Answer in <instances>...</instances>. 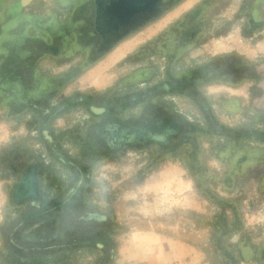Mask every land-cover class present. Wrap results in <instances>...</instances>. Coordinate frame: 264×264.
Listing matches in <instances>:
<instances>
[{"label":"rangeland","instance_id":"1","mask_svg":"<svg viewBox=\"0 0 264 264\" xmlns=\"http://www.w3.org/2000/svg\"><path fill=\"white\" fill-rule=\"evenodd\" d=\"M85 1L3 0L7 8L5 18L9 16V20L1 23L0 37L4 39H0V48L8 49L10 58L17 61V68L10 69L0 55V76L5 75L4 82L19 86L21 78L33 73L34 64L38 80L67 74L72 77L62 87L38 81V93L30 101L35 108L30 104L23 108L17 97L6 99L7 94L4 100L0 93V261L5 257V248L12 244L25 245L33 251V260H38L39 239L44 246L56 244L48 235L58 227L70 231L74 245H81L79 238L86 233L95 238L104 230L107 240L94 239L83 251L75 248L74 254L59 253V259L54 257L56 253L43 254V260L51 264H67V260L68 264H147L151 243L137 230L162 231L198 248L186 260L169 264H264V142L197 135L203 148L202 164L207 169L200 173L198 183L182 159L188 145H182L176 154L167 149L162 153L152 145L127 148L118 156L113 155L101 140L87 138L89 122L94 120L89 111L78 103L64 112L56 109L63 100L86 93H103L108 98L139 97L142 90L167 82L171 75L212 61L220 67L216 79L199 88L208 97L215 118L229 128H253L264 138V80L257 84L250 78L257 70L264 72V0H170L175 2L174 6L161 17L132 33L126 43L117 44L92 61L84 59V48L98 41L95 37V42L89 40L91 35L81 45H75L77 52L73 55L62 50L57 56H27L25 50H15L16 46L27 49L30 36L52 43L50 31L56 33V24L66 22L73 8ZM168 37H175V43L186 44L171 43L163 48ZM160 39L156 47L153 42ZM175 49L179 53L170 65L167 54ZM34 58L33 62H24ZM248 64L257 69L250 70ZM49 96L47 106L55 107V112H46L50 120L45 121L46 106L40 102ZM151 101L156 102L154 108L147 105L142 109L134 100L135 104L122 110L120 118L135 121L146 118L147 111L151 114L171 110L193 124L206 126L201 108L187 96L165 94ZM113 116L105 121L117 118ZM253 116L259 122H254ZM47 134L62 144L69 160L79 158L81 150L96 154L87 177L82 166L77 171V167L61 165L51 156L52 143ZM239 143L250 151L247 158L241 157L244 162L237 168L234 160ZM253 157L261 160L253 161ZM31 162L40 164L45 199L53 198L56 183L63 182L64 198L73 188L69 193L74 192V197L80 198V206L86 209L75 205L74 210L52 218L46 216L55 222L22 224L11 192L19 174ZM171 168L177 172L176 181L183 169V176L180 175L187 187L181 185V193L176 189L166 194L167 179L160 183L159 195L153 197L156 172L162 171L165 176ZM79 185L81 188L77 189ZM79 210L81 215L87 211L84 216L99 214L102 218L79 220Z\"/></svg>","mask_w":264,"mask_h":264},{"label":"flooded vegetation","instance_id":"2","mask_svg":"<svg viewBox=\"0 0 264 264\" xmlns=\"http://www.w3.org/2000/svg\"><path fill=\"white\" fill-rule=\"evenodd\" d=\"M119 2L120 0H86L85 2H82L73 8L70 12L69 19L66 22L56 24V33L50 31L52 34L49 33L50 37L53 38L52 43L46 42V45H49L48 49H43V47H41L38 55L52 54L57 56L62 50L68 51L73 55L77 52L75 50V45H81V41L84 42V39L88 35H91L89 36V40L95 42L96 40L94 39L96 38L98 41H96L97 43L95 42L94 45L84 48L86 49L84 59L87 61L95 60L98 56L109 52L129 34L136 32L138 29L143 28L147 24L161 17L164 14L163 9L165 5L169 4L170 0H157L150 10L148 5L147 9H143L144 6L148 4V1L146 0H143L134 6L132 5L129 7L130 9L121 8L120 5H118ZM90 32L91 34H89ZM174 39L176 40L175 37L166 38V42L162 43L163 48H167L171 43L176 46L178 42L175 43ZM86 40H88V38ZM160 41L161 39L153 42V44L155 43L156 47H159ZM74 71L72 73H74ZM225 80L226 79H224V81ZM225 82H227V80ZM144 92L151 93L152 96L147 99L139 98L135 95L127 98H108L103 93H86L78 97L71 96L67 99L75 97L77 103L80 104L79 106L89 111L94 116L93 119L98 120V122H100V120L105 121L109 116L115 115L117 117L105 121L104 124H98L96 123L97 121L93 120L89 122L90 125L87 128V138L93 137L94 139L101 140L104 147L111 151L113 155L118 156L127 148L137 149L152 145L157 146L160 152L162 151L163 153L165 149H161V146L168 145L171 137L176 136L179 133L181 121L186 120V118L175 114V112H171V110H168L167 113L164 111H159V113L153 111L151 114L147 111L146 118H135V121L130 119L128 121H126V119L122 120L120 115L122 114V110L125 109V107L131 106V104L137 103L142 109L146 108L147 105L150 108H154L156 102L151 101L152 98L160 97L165 94H182L171 90V84L165 82L142 90V93ZM134 100H137V102L134 103ZM195 103L196 106H201L196 100ZM163 105L164 104L161 106L165 107ZM92 106L104 107L105 110L96 113L92 110ZM161 106L159 105V107ZM47 111L49 112L50 110L47 109ZM47 116L48 115L45 114L43 120H49ZM138 120H140V122H138ZM126 129L136 131L137 134V136L132 138V142L130 143L122 141L125 136L122 131ZM153 133H156L159 136L164 135V139L160 141L159 139L154 138ZM50 141L52 143V148L49 150L51 156L54 157V152L55 154L61 155L62 158L67 156L66 151L63 149L60 142L54 141L52 137ZM85 142L87 141L84 140L83 143ZM83 154L84 153L81 150L79 158H82ZM67 162L68 165L77 167V171L81 170L80 167L82 165L80 161H76V158L73 157L72 160H68ZM33 164H36V166L38 165L37 177L35 180H32V176H30V167ZM15 170L18 171V167L15 166ZM26 174H29L31 179L20 188L21 194H23L24 197L20 201L15 200V188L22 182L23 176ZM42 178L39 162L38 164L36 162H31L26 166L23 172L19 174L18 180L13 186L11 201L18 204L17 208L20 212L19 215L21 216L20 219L22 220V224H26V222L37 216L39 218L42 214H45L46 216L51 214L53 217L58 215L59 198H44L45 190L43 189ZM35 181L37 182V188L35 186ZM69 192H71V190H69L67 194H70ZM70 200V198H65L63 203L69 204ZM13 229L14 228L11 230ZM39 240L38 260H33L35 257L34 255H31L33 251L27 249L25 245L12 244L5 248V257L0 261V264H44L42 261L43 249H52L57 246L54 244H48L44 247L41 243L43 240Z\"/></svg>","mask_w":264,"mask_h":264},{"label":"trees","instance_id":"3","mask_svg":"<svg viewBox=\"0 0 264 264\" xmlns=\"http://www.w3.org/2000/svg\"><path fill=\"white\" fill-rule=\"evenodd\" d=\"M174 4L175 2L173 1H170L169 4H166L163 9V13L166 12L168 9H170L172 6H174ZM190 13L191 12L187 14L188 16L186 15L187 18L190 16ZM190 19L193 21L194 16ZM188 37H189V34H188ZM28 41L31 42V44L27 49L22 46H16L15 50H18V52H22V53H24V50H25V53L27 56H31V55L36 56L38 55V51L39 49H41V47H43V49H48L49 47V45H46V41L44 39L36 37V36L28 37ZM181 44H186V43L178 42V45H181ZM178 53H179V50L175 49L174 52H170L167 54L170 65L174 62V59L177 57ZM35 59L36 58L28 59L27 61L24 60V62L30 63V60L31 62H33ZM4 62L8 64L10 69L17 68V61L13 60L12 58H9V59L6 58ZM170 65H169V68H170ZM248 65H249L250 70L257 69L256 65H252V64H248ZM32 67L31 68L33 70L34 65ZM219 70H220L219 66L217 65L215 66L212 61H209V62L200 64L199 66H195L194 68L185 70L181 74L171 75V77L168 78V81L165 82L167 84H171V90L176 91L177 93H180L184 96H187L194 101L195 100L198 101L199 104L201 105L200 106L201 111L205 115L204 118L206 121V126H199L187 120H182L179 133L176 136L171 137L168 145L161 146L162 147L161 149L174 150L173 154H176L178 152V148H181L182 145H188L189 148L186 151V156L183 157L182 159L185 162L184 164H185L186 169L193 175V177L197 180L198 183L200 182V173L202 172L205 173L207 169L202 164L201 152L203 148L201 147V144H199L200 142H198L197 135H207V136L217 135V136H222V137H230L232 138V140L233 139L234 140L250 139V140L264 142V138H262L261 133L256 132L253 128H248V129L240 128V127L229 128L227 125L221 123L217 118H215L213 111H212L211 104L207 102L208 97L203 92L200 91L199 86L204 83L215 80L216 79L215 75L217 72H219ZM25 77H26L25 79L21 78L22 82L19 86H17V84H12V87L18 90V91L13 92L12 93L13 95L20 94L19 93L20 92L19 90L21 89L20 87H23V88H34L35 86L38 87V81H41L44 84H47L50 82V83L57 84L56 86L58 87H62L68 80H70L72 75L71 74L62 75V76H59L53 79L52 78L51 79H47V78L40 79L39 78V80H38V77H36L37 79L36 82H33V80L35 79V75L33 74L25 75ZM250 78H252L255 81V83L258 84L260 81L264 80V72H259V70H257L256 74L254 75L251 74ZM26 93L32 94L33 92L31 90H28L26 91ZM151 96H152L151 93L141 92L139 95V98L147 99V98H150ZM48 98H50V96L47 97V99L45 100H41L40 103L43 104V107L47 105ZM73 104H77V100L75 97H72L71 99L63 100L57 105L56 109L57 108L58 110L61 109L60 111L64 112ZM36 107L38 109V105H36ZM258 115H259V112L257 116ZM252 120L254 122H259L258 117L256 118V116L255 117L253 116ZM85 143L87 144L88 142H85ZM236 145L239 146L240 143L239 145L238 144ZM239 147L240 149L238 150L239 152L237 153L238 157H235L236 160H234V166L235 167L237 166V168L242 162H244L241 157L245 156V158H247V154L250 151L248 150L249 148L247 149L245 146L240 145ZM82 151L84 153L83 157L79 159L76 158V161H80L82 167L84 168V169L82 168L83 169L82 173L85 174V176L87 177V173L89 172L90 166L92 164L91 161L94 160L93 158L94 152L92 150L91 152L90 151L85 152V150H82ZM254 160L260 161L261 158L253 157V161ZM103 232L104 234H99L95 238L88 236L86 233L85 235L79 238V241L81 240L79 243L83 245L91 244V242H93L94 239H99L98 242L99 241L103 242V240L104 241L107 240V235L105 233V230ZM63 241H65L64 244L67 243V240H63ZM63 241H61L60 243H63Z\"/></svg>","mask_w":264,"mask_h":264},{"label":"crops","instance_id":"4","mask_svg":"<svg viewBox=\"0 0 264 264\" xmlns=\"http://www.w3.org/2000/svg\"><path fill=\"white\" fill-rule=\"evenodd\" d=\"M0 2H1V5H0V17H1L0 18V24H1L3 21L5 22V21L9 20V16L7 18H5V12H6L7 8H5V6L3 4V0L0 1ZM23 13H26V12H23ZM0 27L2 28V24H1ZM140 29H138V30H140ZM131 34H129L124 39H122L118 44L126 43L130 39V35ZM0 39L3 40L4 38L0 37ZM7 50L8 49H5L4 47H3V50H2V48H0V55L2 54V57H3L2 61H5L6 58L7 59L10 58V55H9L10 51L8 52ZM35 69L36 68H35V64H34V70H33L32 74L35 75V79L33 80V82L37 81V79H36L37 74L35 73ZM8 77H9V74H8ZM4 80H5V75L0 76V93L4 96V100H5V94H7L6 99L10 98L12 96L13 97H17V99L20 101L19 104L22 105L21 107L26 108L27 104H30V106H34V108H35L34 103H31L30 101H32L31 99H33L32 98L33 95L38 93V87L37 86H35L34 88H23V87H20L21 88L19 90L20 94L19 95H13L12 93L15 92V91H18V90L14 89V87H12V82L11 81L4 82ZM13 83H15V82H13ZM28 90H31L33 93L32 94L26 93V91H28ZM35 98H36V100H34V102L38 103V97H35ZM48 100H49V98H48ZM48 107L49 106L46 105V108H45L46 110L44 109V112H45L46 115H47V113L51 114L52 113L51 111L55 112V110H54L55 107L51 108V109L48 108ZM97 107H99V106H97ZM47 109H50V112H48ZM47 118L50 120L49 116H47ZM44 120L48 121L46 119H44ZM45 121L43 123L44 125L47 124V122H45ZM48 139L50 141L51 137L49 136ZM93 155H94V157L96 156V154H93ZM57 156H58L59 164L62 165V164H67L68 163L67 161L69 160V158H66V156L62 158L61 155L55 154V152H54V157L57 158ZM183 172H184L183 169H182V172L179 171L178 176H180V177H179L178 181H176L174 173H177V172H176V170H173V168L165 171L164 174H167L165 176L163 174H161L162 171H161V173L157 171L156 173L158 175L156 177H158V178H157L156 181L152 182V185L153 186L155 185L157 187L153 188L154 194H152V196L155 197V196L159 195V192H158L159 188L158 187L160 186V183L166 181L167 179H168L167 180L168 181L167 182V187L164 190L166 194L174 193V191L176 189H179V192H180L183 189L181 187V185H184L185 187H187V184H185V182L183 183V181H186V180L182 179V177L180 175V174H182V176H183ZM172 173H173V178H172ZM162 175H163V178L162 177L160 178V176H162ZM42 181H43V178H42ZM52 183L54 184L53 181H52ZM181 183H183V184H181ZM63 184H64L63 182L62 183L61 182L56 183L55 188H54V190H55L54 194L55 195L54 196L52 195L53 198L54 197H58L59 198L58 214L59 213H63L64 211H69V209H73L74 210L75 209V205H77L78 207H81L80 206V198H75L74 197V192L72 194H66V198H70L71 199L70 203L69 204L68 203L67 204L63 203V199H65L64 196L62 195V192H61L64 189L63 187H65V186H63ZM82 184H83V181H82L81 185ZM176 184H177V186H176ZM81 185H79V187H77V189L81 188ZM69 190H73V188H69ZM81 208H83V206ZM85 209L86 208L84 207L83 210H85ZM80 210L78 212V219L79 220L85 221L86 219L89 220V219H92V218H95V219L99 220V219L102 218V216L99 215V214L98 215L97 214H95V215L94 214H88V215L84 216V213L87 212V211L83 212V214L81 215V214H79ZM48 216H49V218L53 217L51 214H49ZM49 218L46 217L45 214H42L41 217L38 218V216H37V217L29 220L28 222H30V223L31 222H33V223L38 222V224L39 223L46 224L48 221H49V223H52V221L55 222V220H49ZM104 221H105V219H104ZM28 222H26V223H28ZM136 232H138L140 234H143L144 237H147L149 242L151 243L150 246L148 247V251H150V252H149V259L147 261V264L177 263L179 261L186 260L187 257L193 256L192 255L193 252L195 253V251L198 250V248L196 246H194V245H192L190 243H187V241H185L184 239L171 237L170 235H168V234H166L165 232H162V231L137 230ZM48 236L50 238H53V241H56V244H54V245H56L57 247H54L52 249L44 248L43 249V254L56 253L57 255H54V257L57 256L56 259H59V257H60L59 253H66V254L73 253L74 254L75 253V248H78L80 251H83L85 246L89 245V244H84V245L83 244H81V245L77 244V245H74L73 242L71 243V241H70V238H71L70 231H68V230L67 231H61L58 227H56L53 230V232H51ZM60 238H62V241L63 240H67V243L64 244L65 241H63V243H59L61 241ZM99 245L103 246L101 243ZM68 257H69V255H67V258ZM42 261H43L44 264H51L50 263L51 261L43 260V256H42ZM68 261L69 260L66 261L67 264H68ZM55 263L57 264V263H60V262L59 261L52 262V264H55Z\"/></svg>","mask_w":264,"mask_h":264},{"label":"water","instance_id":"5","mask_svg":"<svg viewBox=\"0 0 264 264\" xmlns=\"http://www.w3.org/2000/svg\"><path fill=\"white\" fill-rule=\"evenodd\" d=\"M141 1L143 0H120V2L118 3V5H120L121 8H125V9H130L129 7H131L132 5H136L137 3L139 4ZM148 1V4H146L144 6L143 9H147L148 6H149V10L152 9V7L154 6V4L156 3L157 0H146ZM148 5V6H147ZM140 8V7H139ZM134 9V7H133ZM92 110L96 113H99V112H102L105 110L104 107H97V106H92ZM123 134H125V136L123 137V142H127V143H130L132 142V138H134L135 136H137L136 134V131H133V130H123L122 131ZM139 135V133H138ZM156 133H153V137L156 138V139H159L160 141L164 139V135H157L156 137ZM47 137L49 138L48 134H47ZM30 176H32V180H35L36 177H37V166L36 164H33L31 165L30 167ZM29 176V174H26L23 176V180L20 184H18L15 188V191H14V199L15 200H22V198L24 197L23 194H21V187L29 181V179H31V177ZM35 186L37 188V182L35 181Z\"/></svg>","mask_w":264,"mask_h":264}]
</instances>
